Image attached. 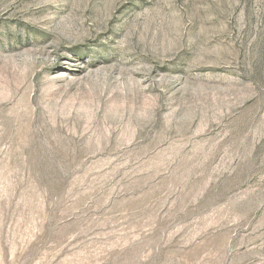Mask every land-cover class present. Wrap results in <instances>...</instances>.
Returning a JSON list of instances; mask_svg holds the SVG:
<instances>
[{
	"label": "rangeland",
	"instance_id": "obj_1",
	"mask_svg": "<svg viewBox=\"0 0 264 264\" xmlns=\"http://www.w3.org/2000/svg\"><path fill=\"white\" fill-rule=\"evenodd\" d=\"M0 264H264V0H0Z\"/></svg>",
	"mask_w": 264,
	"mask_h": 264
},
{
	"label": "bare ground",
	"instance_id": "obj_2",
	"mask_svg": "<svg viewBox=\"0 0 264 264\" xmlns=\"http://www.w3.org/2000/svg\"><path fill=\"white\" fill-rule=\"evenodd\" d=\"M48 66V65H47ZM117 90V89H116Z\"/></svg>",
	"mask_w": 264,
	"mask_h": 264
}]
</instances>
